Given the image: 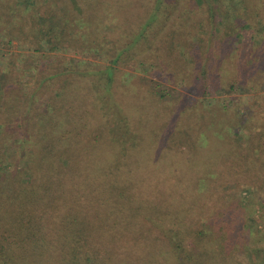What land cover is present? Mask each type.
<instances>
[{
  "label": "trees",
  "instance_id": "1",
  "mask_svg": "<svg viewBox=\"0 0 264 264\" xmlns=\"http://www.w3.org/2000/svg\"><path fill=\"white\" fill-rule=\"evenodd\" d=\"M263 205L264 0H0V264H264Z\"/></svg>",
  "mask_w": 264,
  "mask_h": 264
},
{
  "label": "rangeland",
  "instance_id": "2",
  "mask_svg": "<svg viewBox=\"0 0 264 264\" xmlns=\"http://www.w3.org/2000/svg\"><path fill=\"white\" fill-rule=\"evenodd\" d=\"M131 69V68H130ZM157 81H160V79H158L157 78ZM161 81H163V82H167L166 80H163V79H161ZM185 102H189L190 104H192L194 101H193V99H189V100H186ZM184 162V164H185V159H179V161H178V166L179 165H181L182 163ZM183 165V164H182ZM179 172L181 171V169H179L178 170ZM258 208H264V205L263 206H258Z\"/></svg>",
  "mask_w": 264,
  "mask_h": 264
}]
</instances>
